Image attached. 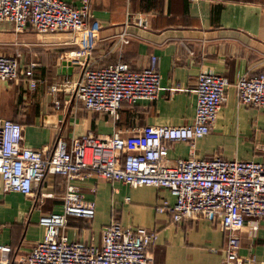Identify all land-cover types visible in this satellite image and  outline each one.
<instances>
[{
	"label": "crops",
	"instance_id": "obj_1",
	"mask_svg": "<svg viewBox=\"0 0 264 264\" xmlns=\"http://www.w3.org/2000/svg\"><path fill=\"white\" fill-rule=\"evenodd\" d=\"M66 1L77 6L80 0ZM91 4L92 17L84 30L38 33L27 28L12 41L21 53L20 74L16 81L0 80V117L20 121L24 142L36 149L51 147L58 136L70 140L91 132L104 139L121 130L128 150L140 151L153 127L191 122L196 79L202 71L223 74L232 82L240 74L264 71V0H92ZM139 16L145 25L136 23ZM124 28L128 42L119 37ZM89 38L92 45L82 56ZM152 54L158 56L161 81L153 100L123 102L117 120L71 100V86L65 80L75 79L83 65L99 68L123 60L140 69ZM30 61L37 62L34 68ZM28 74L36 81L35 88L30 87ZM227 96L211 132L196 139V156L263 159L264 105L242 104L233 85ZM55 99L61 100L59 108ZM188 146L172 142L169 159L186 158ZM74 182L82 200L94 202L95 212L89 221L68 216L65 231L71 241L100 245L102 228L115 219L134 229L157 231L149 248L160 264H219L223 229L208 218L176 222L172 214L157 211L158 205L176 202L167 187H133L95 174ZM64 189L60 174H48L31 194L4 192L0 176V256L20 264L45 235L40 216L62 209ZM240 236L241 253H255L264 260V220L254 235L244 224Z\"/></svg>",
	"mask_w": 264,
	"mask_h": 264
},
{
	"label": "built area",
	"instance_id": "obj_2",
	"mask_svg": "<svg viewBox=\"0 0 264 264\" xmlns=\"http://www.w3.org/2000/svg\"><path fill=\"white\" fill-rule=\"evenodd\" d=\"M92 0H80L77 6L66 0H0V23H10L16 32L31 28L38 33L84 30L92 17ZM138 25H145L142 16ZM120 40L128 42L126 29ZM85 56L92 39L83 43ZM19 49L0 52V80L16 81L20 74ZM36 61H30L34 68ZM31 88L36 81L26 76ZM195 110L191 122L183 125H157L144 138L143 149L131 152L121 130L107 138L87 132L70 140L58 136L51 147L39 149L24 142L23 124L0 117V176L4 192L33 193L48 174H60L64 180L61 210L43 214L39 223L45 225V235L19 260L20 264H160L150 246L157 231L134 229L113 219L106 224L100 245L71 241L65 228L70 215L92 220L95 205L82 200L74 179L93 174L133 187L151 185L167 187L175 195L172 205L163 203L159 212L172 214L181 222L208 218L224 232L219 264H264L255 253H241L240 230L249 224L256 234L264 220V158L228 159L222 155L204 158L196 156V139L211 132L221 105L228 99V87L233 85L239 102L246 106L264 105V71L240 74L231 81L223 74L202 71L197 76ZM71 86V100L86 109L106 112L119 119L123 102L153 100L161 87L158 56L152 54L147 64L133 69L128 62L92 68L83 65L75 79L65 80ZM53 90H60L52 85ZM60 99H55L59 108ZM174 141L188 143L186 158L170 160L169 146ZM0 248H3L0 245ZM0 264H11L8 256H0Z\"/></svg>",
	"mask_w": 264,
	"mask_h": 264
},
{
	"label": "rangeland",
	"instance_id": "obj_3",
	"mask_svg": "<svg viewBox=\"0 0 264 264\" xmlns=\"http://www.w3.org/2000/svg\"><path fill=\"white\" fill-rule=\"evenodd\" d=\"M20 34L22 33L16 32L11 24L4 23L3 28H0V52H13L15 49H17V46L12 44V41L16 40V38H19Z\"/></svg>",
	"mask_w": 264,
	"mask_h": 264
},
{
	"label": "water",
	"instance_id": "obj_4",
	"mask_svg": "<svg viewBox=\"0 0 264 264\" xmlns=\"http://www.w3.org/2000/svg\"><path fill=\"white\" fill-rule=\"evenodd\" d=\"M66 63V62H63V64Z\"/></svg>",
	"mask_w": 264,
	"mask_h": 264
},
{
	"label": "trees",
	"instance_id": "obj_5",
	"mask_svg": "<svg viewBox=\"0 0 264 264\" xmlns=\"http://www.w3.org/2000/svg\"><path fill=\"white\" fill-rule=\"evenodd\" d=\"M260 72V71H259Z\"/></svg>",
	"mask_w": 264,
	"mask_h": 264
}]
</instances>
